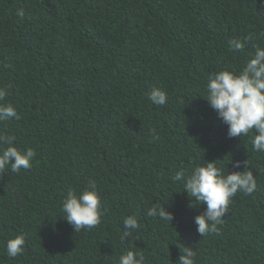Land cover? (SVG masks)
Segmentation results:
<instances>
[{"label": "trees", "instance_id": "trees-1", "mask_svg": "<svg viewBox=\"0 0 264 264\" xmlns=\"http://www.w3.org/2000/svg\"><path fill=\"white\" fill-rule=\"evenodd\" d=\"M256 46L264 0H0V86L19 115L0 133L36 152L31 168L0 172V264H118L127 250L178 264L184 246L196 264H264V152L229 138L205 99L209 75L238 73ZM154 87L165 105L148 100ZM213 160L225 174L247 160L257 188L238 191L218 231L200 236L206 205L188 207L170 177ZM90 184L104 215L74 232L62 201ZM154 203L171 224L146 215ZM129 215L140 227L122 239ZM20 233L25 250L9 258L6 241Z\"/></svg>", "mask_w": 264, "mask_h": 264}, {"label": "clouds", "instance_id": "clouds-1", "mask_svg": "<svg viewBox=\"0 0 264 264\" xmlns=\"http://www.w3.org/2000/svg\"><path fill=\"white\" fill-rule=\"evenodd\" d=\"M23 18L24 10L16 13ZM232 38L228 42L230 51H243L246 41ZM207 97L210 107L216 111L219 119L227 125V136L249 137L253 151L264 152V47H255L254 54L245 62L237 73L235 70L224 68L209 75L206 83ZM7 86H0V123L10 119H18L16 106L7 101ZM148 100L157 106L167 102L165 91L154 87L148 93ZM16 137L0 133V172L9 169L19 173L21 169L31 168L36 152L32 148L20 149L15 145ZM243 163V170L224 173L213 161L197 165L185 174L176 171L170 177L173 183L182 181L188 197V207H196L204 203V210L194 217L197 232L200 236H207L218 231L217 225L223 223V217L228 211L230 199L243 192L251 195L257 188V182L252 171L248 168V161H234L233 167L239 169ZM248 169L245 171L244 169ZM61 211L66 221L73 227L74 232L81 229H92L101 223L104 211L101 199L94 184H90L79 192L69 189L63 201ZM146 215L159 217L170 223L174 214L166 210L162 204H153ZM123 236L130 237L132 232L140 227L137 217L129 215L123 218ZM6 255L16 258L25 250V234L20 233L9 238L5 244ZM183 254L179 256L178 264H196L197 253L191 247L184 246ZM118 264H145L143 252L127 250L119 255Z\"/></svg>", "mask_w": 264, "mask_h": 264}]
</instances>
